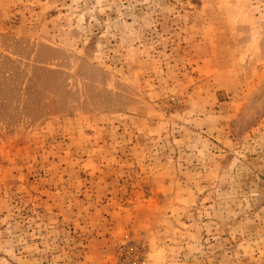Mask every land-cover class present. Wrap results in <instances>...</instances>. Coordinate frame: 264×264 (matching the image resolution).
<instances>
[{"label":"rangeland","instance_id":"374dc122","mask_svg":"<svg viewBox=\"0 0 264 264\" xmlns=\"http://www.w3.org/2000/svg\"><path fill=\"white\" fill-rule=\"evenodd\" d=\"M0 264H264V0H0Z\"/></svg>","mask_w":264,"mask_h":264}]
</instances>
